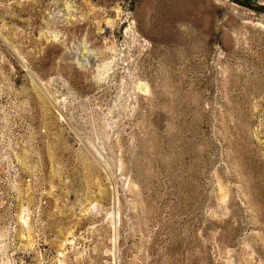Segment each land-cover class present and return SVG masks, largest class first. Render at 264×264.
Segmentation results:
<instances>
[{
  "label": "rangeland",
  "instance_id": "obj_1",
  "mask_svg": "<svg viewBox=\"0 0 264 264\" xmlns=\"http://www.w3.org/2000/svg\"><path fill=\"white\" fill-rule=\"evenodd\" d=\"M0 264H264V0H0Z\"/></svg>",
  "mask_w": 264,
  "mask_h": 264
}]
</instances>
